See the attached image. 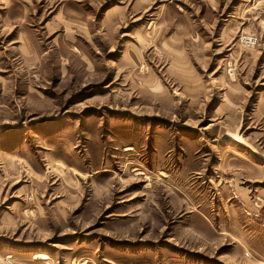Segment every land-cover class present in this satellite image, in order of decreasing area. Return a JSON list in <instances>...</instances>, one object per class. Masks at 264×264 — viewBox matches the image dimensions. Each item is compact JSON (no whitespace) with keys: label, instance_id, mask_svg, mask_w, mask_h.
<instances>
[{"label":"rangeland","instance_id":"1","mask_svg":"<svg viewBox=\"0 0 264 264\" xmlns=\"http://www.w3.org/2000/svg\"><path fill=\"white\" fill-rule=\"evenodd\" d=\"M0 264H264V0H0Z\"/></svg>","mask_w":264,"mask_h":264},{"label":"built area","instance_id":"2","mask_svg":"<svg viewBox=\"0 0 264 264\" xmlns=\"http://www.w3.org/2000/svg\"><path fill=\"white\" fill-rule=\"evenodd\" d=\"M251 41H253L252 39H249V43H251ZM255 41V40H254Z\"/></svg>","mask_w":264,"mask_h":264},{"label":"bare ground","instance_id":"3","mask_svg":"<svg viewBox=\"0 0 264 264\" xmlns=\"http://www.w3.org/2000/svg\"><path fill=\"white\" fill-rule=\"evenodd\" d=\"M127 151H128V150H127ZM127 151H126V152H127ZM131 152H132V151H131Z\"/></svg>","mask_w":264,"mask_h":264}]
</instances>
